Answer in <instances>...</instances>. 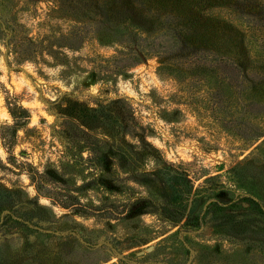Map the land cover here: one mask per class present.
I'll list each match as a JSON object with an SVG mask.
<instances>
[{
	"label": "rangeland",
	"instance_id": "1",
	"mask_svg": "<svg viewBox=\"0 0 264 264\" xmlns=\"http://www.w3.org/2000/svg\"><path fill=\"white\" fill-rule=\"evenodd\" d=\"M117 1L0 0V264H264V0Z\"/></svg>",
	"mask_w": 264,
	"mask_h": 264
},
{
	"label": "trees",
	"instance_id": "2",
	"mask_svg": "<svg viewBox=\"0 0 264 264\" xmlns=\"http://www.w3.org/2000/svg\"><path fill=\"white\" fill-rule=\"evenodd\" d=\"M104 1H108L105 2L106 5L108 7H110V4L113 2H115L116 4V9H122V7H120V5H118L121 1H117V0H104ZM119 2V3H118ZM104 22V23H103ZM121 22H124L123 20H118L116 21L114 19L113 23L109 22L106 13H102L101 17H100V21L96 22V24H100L103 23V25H100L99 27L101 28L103 26V28L105 27H109V30H105V32L107 31L109 35V37H112L117 35V34H122L123 35V31H127L128 30V26H125L123 24H121ZM174 26V24H173ZM214 26V25H213ZM187 29H180L178 30L175 26L174 27H169L168 31L171 32L172 37H174L175 39V43H177L179 40H182L185 42V39H192L191 42L195 43L194 41H196L194 39V37H196L199 34V30H203L204 34H206L208 37H210L211 35L215 34L214 28L211 27L210 25L206 26L207 28L201 29L200 27H197L196 24L194 25H189V26H185ZM215 27V26H214ZM100 28L99 29H92L91 32H93L92 34H99L100 33ZM129 36L125 37V39L123 40H128V44H130L131 48H134V51L136 54L139 55V50L136 47L139 46V48L141 49V51L145 54V52L142 50V45L140 43L143 42L144 37L142 36L141 33L139 32H129ZM81 32L77 31V32H72L70 35H65L64 39L67 41L66 42V47L70 48V49H75L76 48V44L79 42V40L81 39ZM113 34V36L111 35ZM124 36V35H123ZM182 37H184L185 39H183ZM227 38H232V36L228 35ZM15 42V41H14ZM31 43H35L34 40H31ZM13 44V48L15 46L14 43ZM223 50H224V54L226 56V60L224 59V61H226L225 63V68H226V78L227 79H231L232 78V74L231 72L227 69V66L229 64L230 66V60H231V53L234 49H232V47L230 46V41L226 40V42L224 44H222ZM235 47L237 48V45L235 44ZM258 51H260V49H257ZM146 55V54H145ZM262 84V83H259ZM12 107L10 109V113L12 114L14 120H15V124L13 126L10 125H5L3 128L4 129H13L18 127L19 125H23L24 123H26L29 119H30V113L29 110L21 105H17V104H13L11 103ZM251 138L253 141H258L259 139H261L262 137H264V129H254L251 130ZM16 136V135H15ZM5 139V137H3ZM146 144H148L147 141H145ZM254 142V143H255ZM12 144V143H11ZM149 145V144H148ZM9 149V148H8ZM14 160L16 161L17 159L15 158V156L13 157ZM17 165L21 166V167H25V168H30L31 169V178L33 179V181L36 183L37 186V190H40L41 187H44L46 185V180L48 178V172L46 173H41L40 171H38L37 169H34L33 165H31L30 163L27 162H20L17 163ZM34 169V171H33ZM149 175L146 173H137L135 176H133L132 178L136 181H141V182H146L149 181ZM139 201V200H138ZM143 203V202H140ZM218 205V204H216ZM135 207V205H134ZM219 207V206H218ZM157 208L161 211V212H165V214L168 213L169 211V207L168 205H166L165 203L161 204V205H157ZM221 209L223 207H220ZM136 209V208H135ZM138 209L144 210V207H142L141 205H138ZM242 209L244 210V212L250 211L248 209H244L242 207ZM134 211V209L132 210ZM172 212L176 211V216L175 217H169L168 219H170L171 221H173L174 223H179L182 221V219L185 217L184 214H182L180 217H178V211L176 208L171 209ZM257 213H260L262 215V217L264 216V211L258 212V209H256ZM242 212H240L241 214ZM237 215H227V217H232V219H234ZM254 222L256 221H261L258 220L257 218L255 220H253ZM187 223V222H186ZM263 223V221H262ZM264 224V223H263Z\"/></svg>",
	"mask_w": 264,
	"mask_h": 264
},
{
	"label": "water",
	"instance_id": "3",
	"mask_svg": "<svg viewBox=\"0 0 264 264\" xmlns=\"http://www.w3.org/2000/svg\"><path fill=\"white\" fill-rule=\"evenodd\" d=\"M149 249H151V247H149ZM139 254H140V255H143V254H144V252H143V251H141V252H139Z\"/></svg>",
	"mask_w": 264,
	"mask_h": 264
}]
</instances>
